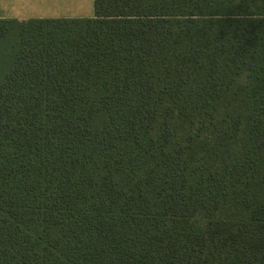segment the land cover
Instances as JSON below:
<instances>
[{
  "label": "trees",
  "instance_id": "1",
  "mask_svg": "<svg viewBox=\"0 0 264 264\" xmlns=\"http://www.w3.org/2000/svg\"><path fill=\"white\" fill-rule=\"evenodd\" d=\"M0 264H264V0L0 18Z\"/></svg>",
  "mask_w": 264,
  "mask_h": 264
},
{
  "label": "rangeland",
  "instance_id": "2",
  "mask_svg": "<svg viewBox=\"0 0 264 264\" xmlns=\"http://www.w3.org/2000/svg\"><path fill=\"white\" fill-rule=\"evenodd\" d=\"M25 9L47 18L73 16L80 12L87 16L93 13V0H27Z\"/></svg>",
  "mask_w": 264,
  "mask_h": 264
},
{
  "label": "crops",
  "instance_id": "3",
  "mask_svg": "<svg viewBox=\"0 0 264 264\" xmlns=\"http://www.w3.org/2000/svg\"><path fill=\"white\" fill-rule=\"evenodd\" d=\"M25 1L27 0H0V18H16V19H27V18H47L44 15L36 12L30 13L28 9H25ZM93 13L84 16V14L77 12L73 16L66 17H90Z\"/></svg>",
  "mask_w": 264,
  "mask_h": 264
}]
</instances>
